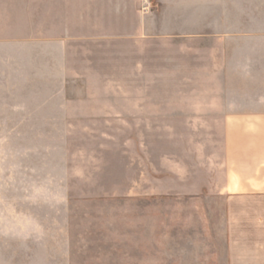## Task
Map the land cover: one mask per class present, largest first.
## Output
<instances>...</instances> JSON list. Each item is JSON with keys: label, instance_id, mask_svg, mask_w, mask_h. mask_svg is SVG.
I'll return each instance as SVG.
<instances>
[{"label": "rangeland", "instance_id": "374dc122", "mask_svg": "<svg viewBox=\"0 0 264 264\" xmlns=\"http://www.w3.org/2000/svg\"><path fill=\"white\" fill-rule=\"evenodd\" d=\"M139 1L0 0V264H228L235 88Z\"/></svg>", "mask_w": 264, "mask_h": 264}, {"label": "crops", "instance_id": "0c3cea01", "mask_svg": "<svg viewBox=\"0 0 264 264\" xmlns=\"http://www.w3.org/2000/svg\"><path fill=\"white\" fill-rule=\"evenodd\" d=\"M152 2L155 11L142 16H153L154 29L142 32L196 41L185 51L203 85L235 88L202 100L210 99L204 110L217 107L223 120L226 253L228 264H264V0ZM177 23L188 29H171Z\"/></svg>", "mask_w": 264, "mask_h": 264}, {"label": "built area", "instance_id": "2783aa9c", "mask_svg": "<svg viewBox=\"0 0 264 264\" xmlns=\"http://www.w3.org/2000/svg\"><path fill=\"white\" fill-rule=\"evenodd\" d=\"M142 11L144 12H147L148 11V4H149V1L148 0H142Z\"/></svg>", "mask_w": 264, "mask_h": 264}]
</instances>
